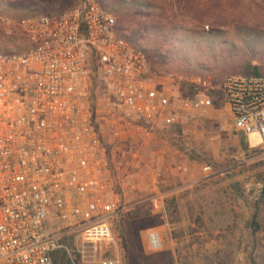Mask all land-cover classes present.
<instances>
[{
	"label": "built area",
	"instance_id": "1",
	"mask_svg": "<svg viewBox=\"0 0 264 264\" xmlns=\"http://www.w3.org/2000/svg\"><path fill=\"white\" fill-rule=\"evenodd\" d=\"M19 23L29 48L0 53V264H53L69 234L99 247L98 264H124L113 223L125 207L97 120L176 123L174 78L150 75L98 0ZM224 91L235 127L264 147V78L228 76ZM208 103L202 90L191 106Z\"/></svg>",
	"mask_w": 264,
	"mask_h": 264
},
{
	"label": "rangeland",
	"instance_id": "2",
	"mask_svg": "<svg viewBox=\"0 0 264 264\" xmlns=\"http://www.w3.org/2000/svg\"><path fill=\"white\" fill-rule=\"evenodd\" d=\"M143 1L151 19L193 28L187 33H200L201 41L218 45L220 59L264 62V0ZM80 2L0 0V53L29 48L21 18L60 13ZM135 20H128L130 27ZM218 47H225L223 53ZM148 69L152 76L174 78L177 122L151 125L139 120L135 127L122 119L109 125L97 120L125 207L113 223L124 264H251L250 253L256 264H264L260 134L240 132L224 101L191 106L199 92H206L193 82L195 76L169 73L156 58L148 61ZM256 201L261 228L253 233L249 221ZM151 231L159 237L156 247L149 244ZM62 240L67 249L54 253V264L61 263V253L65 264H98L99 247L95 250L74 234Z\"/></svg>",
	"mask_w": 264,
	"mask_h": 264
},
{
	"label": "trees",
	"instance_id": "3",
	"mask_svg": "<svg viewBox=\"0 0 264 264\" xmlns=\"http://www.w3.org/2000/svg\"><path fill=\"white\" fill-rule=\"evenodd\" d=\"M30 1L44 4L51 0ZM98 2L107 10L115 13V31L135 47L143 50L147 61L156 58L165 65L169 73L199 76L204 80L208 99L215 106L219 105L221 101L225 102L224 82L226 77L264 78V62L244 60L235 63L227 61L225 58L220 59L215 49L217 47H214L218 45L201 41L200 33H187L193 28L173 25L167 20L151 19L150 13L141 7L142 3H145L143 0H98ZM131 18L136 19L133 28L128 24V20ZM224 48L218 47V50L223 53ZM263 197L264 195L261 196V199ZM259 203L260 201H256L249 221L253 233L260 231L261 228L258 217ZM64 257V253H61L58 257L61 259L59 264L66 263L67 260ZM249 260L251 264H256L252 253L249 254Z\"/></svg>",
	"mask_w": 264,
	"mask_h": 264
},
{
	"label": "bare ground",
	"instance_id": "4",
	"mask_svg": "<svg viewBox=\"0 0 264 264\" xmlns=\"http://www.w3.org/2000/svg\"><path fill=\"white\" fill-rule=\"evenodd\" d=\"M156 240H157V234L156 233H154V232H152V235H151V241L152 242H156ZM157 244V243H156Z\"/></svg>",
	"mask_w": 264,
	"mask_h": 264
}]
</instances>
